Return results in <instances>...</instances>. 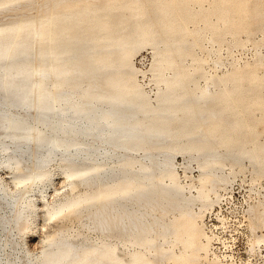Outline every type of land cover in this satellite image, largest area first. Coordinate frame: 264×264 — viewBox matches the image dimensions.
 <instances>
[{
    "label": "bare ground",
    "instance_id": "obj_1",
    "mask_svg": "<svg viewBox=\"0 0 264 264\" xmlns=\"http://www.w3.org/2000/svg\"><path fill=\"white\" fill-rule=\"evenodd\" d=\"M203 1L0 0V14L37 10L0 20V169L18 172L13 189L0 180V230L34 216L32 193L44 191L54 163L67 181L49 204L56 230L22 264H198L206 248L198 218L231 175L226 166L248 161L255 175L264 171V142L249 120L262 105L254 71L207 75L195 53L205 38H236L242 19L253 24L260 7ZM146 46L151 91L134 64ZM179 154L184 167L196 162L202 170L195 193L179 181ZM72 220L102 237L72 232ZM121 245L135 248L125 256ZM12 246L4 241L0 252Z\"/></svg>",
    "mask_w": 264,
    "mask_h": 264
},
{
    "label": "rangeland",
    "instance_id": "obj_2",
    "mask_svg": "<svg viewBox=\"0 0 264 264\" xmlns=\"http://www.w3.org/2000/svg\"><path fill=\"white\" fill-rule=\"evenodd\" d=\"M210 1L211 0H204L203 6L208 7L210 5ZM242 1L244 0L239 1L240 4L237 1L236 3L234 1V3L236 4H234V8H243L246 5L248 8L255 7L252 9L257 11V9L260 7V10L258 9L257 11L258 15L256 16L257 19H255V22L260 21L261 23L259 22L258 25L255 22L253 24H247L248 22L245 21V23L243 19L242 21L241 19H238L236 24L238 23L239 27L241 26V22L243 23V26L245 24L246 26H241L242 30L241 28H238L236 38H232L231 35H227L221 40H218L216 42L214 41L215 43H212L210 40L208 41V39L205 38L202 43L195 48V53L197 56H199L200 59L204 60V72L207 75L211 73L219 77V75L221 76L227 73L228 71H239L248 73H253L254 71V75L252 74L251 77H253V79L256 77L254 80L257 81L259 86L256 92V97L260 99L262 105L257 109L256 107L254 108L252 114L249 117V120L252 124L254 131L256 132L259 141L261 140L260 142H264V59L262 60V62H258L259 56H264V10H262L264 9V0H246L247 4L249 1L252 2H249V6L245 3V1ZM99 2H101V0H99ZM26 8L27 10L25 8L17 10V14L15 11H10V13L9 11L6 13L1 12L0 20L6 21L7 18V20H9L14 17L13 15L15 14V17H17V15L24 16L25 14V16H28V14H31L30 16H32L36 14L37 10L35 7H31V9H29L28 7ZM3 15H5V17ZM258 16H261V18H258ZM259 19H262V21ZM189 25H191V28L193 26V23H190ZM197 25L201 26L202 22L198 23ZM239 29L241 32L239 31ZM245 29H247L248 31H245ZM250 29L251 32L249 31ZM243 31L244 33H242ZM246 33L251 35L250 37L248 35V39L250 40L247 39ZM251 33H253V35ZM243 34H245L246 36ZM257 51L258 53H260V55L256 54ZM137 54L135 55L136 58L134 56V61H136L134 62V64H136L135 66H137L138 69L140 68V74H144L145 76L144 78L142 77V75L139 74V77L137 74L138 83L141 85L143 84V87H145L148 91H151L154 88V84L152 85L150 81L152 74L150 69L152 65L151 61H153V50L151 46H146V48H143V50L139 51ZM256 55H258V58ZM215 62H219L218 65ZM146 82L151 83V86L148 85L149 83L147 84ZM203 82L204 79L202 78L200 80V83ZM260 82L263 84H260ZM244 85L248 84L245 83ZM185 162V157L182 154H179L178 157L176 156L175 167H177L176 170L178 172V175L180 176L179 181L182 185H187V187L190 188L191 193H195L197 191L196 189H198V187L200 186L202 170L199 168V165L196 162H191L190 165L184 167ZM54 165L55 167H52L51 169L52 171H54L53 176L55 175V173L56 175L55 177L52 176V179L48 182V184H46L45 188L43 189L44 194L40 191L32 193V198L34 197V200L37 199L35 203L38 206H36V213L32 218H30L32 220L29 219L30 221L26 220L24 222L25 219H22V221H20L15 227L9 228V231L0 230V243H4V241L6 242L7 240L13 242V246L10 249L5 250V252H0V264H5V258L11 259V264H17V261L19 264H22L21 262H24L25 253H28L27 251L31 250L39 252L43 248V239H45V236L48 233L51 234L53 230H56L54 226L56 218L50 216L48 209L51 203L55 200L57 192L61 190V188L62 191L63 189L67 188V181L65 179L64 173H61L63 172V167L61 168V165H58L57 163H54L52 166ZM56 168L58 170H56ZM16 170V168L2 167L0 169V180H2L3 178V181H5V183H7V180L8 183L11 182V178L13 179V177L18 173L16 172ZM225 170L226 172L231 170V175L228 177L227 181L223 182L222 185L220 184L217 187V193H215L216 196L212 193L210 194L211 200L213 199L215 202H213L211 206L204 209L200 214V217L198 218V224L202 228V231L204 230L203 236L201 237V241L202 243L206 244V248L200 251L197 262L198 264H264V171L259 175H255L248 161H244L241 167H232L227 165ZM58 172H60V174ZM53 181H55V183ZM62 183L63 185H61ZM189 184L190 186H188ZM7 186H9V188L11 189L15 187L12 183H9V185ZM83 191V188H80L79 192ZM37 193L40 195L38 196ZM44 206L46 207L44 208ZM193 210L194 212L199 213V204H196L193 207ZM2 211L4 212V209L0 204V213H3ZM172 215L173 214H170V216ZM255 216L256 218L258 216L257 220ZM25 226L29 227L30 230L26 227L24 231ZM51 226L52 228H50ZM68 226L70 227V230L72 232L81 231L82 234H85L86 232L87 235L85 234V236L91 237L93 240H97L102 237L100 233L96 230H92L90 228H83L81 223H79L78 221L72 220V222H68ZM16 233L18 234V236ZM5 234L7 235L5 236ZM109 239L111 241L115 240V238L113 237ZM170 246L171 245L169 244V242L164 243V248H169ZM134 248L135 246L131 248L130 245H128L127 247L126 245H121L119 251L122 252L125 256H127L128 253ZM182 248L183 246L181 244H177L175 245L173 250L174 252H176V254H178L179 251L182 250ZM162 264L183 263L182 261L165 259V261H162Z\"/></svg>",
    "mask_w": 264,
    "mask_h": 264
}]
</instances>
